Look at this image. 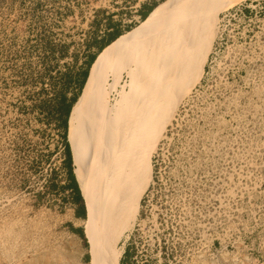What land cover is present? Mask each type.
I'll return each mask as SVG.
<instances>
[{
  "label": "rangeland",
  "instance_id": "1",
  "mask_svg": "<svg viewBox=\"0 0 264 264\" xmlns=\"http://www.w3.org/2000/svg\"><path fill=\"white\" fill-rule=\"evenodd\" d=\"M163 1L0 0V264H91L85 202L82 211L61 188V136L36 107L50 105L58 71L94 52L107 23L125 34L141 23L142 4ZM224 1L196 81L148 158L135 222L117 242L119 264H264V0H232L219 11ZM130 58L126 49L109 54L95 114L83 118L96 151L106 126H120ZM85 82L68 116L71 157Z\"/></svg>",
  "mask_w": 264,
  "mask_h": 264
},
{
  "label": "bare ground",
  "instance_id": "2",
  "mask_svg": "<svg viewBox=\"0 0 264 264\" xmlns=\"http://www.w3.org/2000/svg\"><path fill=\"white\" fill-rule=\"evenodd\" d=\"M225 0L219 11L230 4ZM218 0H164L141 23L109 43L95 58L74 111L79 141L72 148L87 216L82 220L91 264H119L120 236L132 229L148 185V158L172 109L196 81L215 24ZM191 19V22H189ZM129 59L128 91L117 110L120 126H106L95 150V97L104 84L109 54ZM115 74L114 63L112 65Z\"/></svg>",
  "mask_w": 264,
  "mask_h": 264
},
{
  "label": "trees",
  "instance_id": "3",
  "mask_svg": "<svg viewBox=\"0 0 264 264\" xmlns=\"http://www.w3.org/2000/svg\"><path fill=\"white\" fill-rule=\"evenodd\" d=\"M156 5L155 2L144 7L142 4L139 9L140 21L143 20L147 14L151 11V9ZM135 25V24H133ZM131 25H128L126 31L131 29ZM107 33L103 39L97 41L94 39L93 44L96 46V50L92 53L87 52L85 55V59L83 62L76 66L74 70L67 69L66 71H58V74L62 76V80L58 82V85L54 86V93L52 95L51 103L48 105L45 99H40L37 104V112L41 114H45L48 118H52L54 122V126L57 128V131L60 133L62 145H63V153L64 160L63 165L66 168L68 183L61 187L62 189H69L72 193H75L78 196L79 203L81 205L82 211H84V201L80 196V191L78 189L77 182L74 177L73 167H72V157L69 148V144L67 141V122L69 112L71 110L72 104L75 102L78 97L82 86L86 80L89 67L94 60L97 53L103 49L107 44L117 38L119 35L123 33L124 30L119 29L116 26V23H107ZM87 50H90V45L86 46ZM74 88V92L71 95H67V91ZM76 183V185H75ZM75 216H84V213L79 214L75 213ZM79 235L83 236L82 231L80 229H73ZM127 249L125 250V253Z\"/></svg>",
  "mask_w": 264,
  "mask_h": 264
},
{
  "label": "crops",
  "instance_id": "4",
  "mask_svg": "<svg viewBox=\"0 0 264 264\" xmlns=\"http://www.w3.org/2000/svg\"><path fill=\"white\" fill-rule=\"evenodd\" d=\"M69 190V189H68Z\"/></svg>",
  "mask_w": 264,
  "mask_h": 264
}]
</instances>
